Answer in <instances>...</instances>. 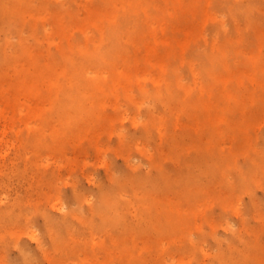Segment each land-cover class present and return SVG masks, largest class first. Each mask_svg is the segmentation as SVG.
Instances as JSON below:
<instances>
[{
	"label": "bare ground",
	"instance_id": "1",
	"mask_svg": "<svg viewBox=\"0 0 264 264\" xmlns=\"http://www.w3.org/2000/svg\"><path fill=\"white\" fill-rule=\"evenodd\" d=\"M10 1L13 3L12 22L17 26L18 35L24 32L22 25L35 24L34 31L39 21L44 37L34 36L32 46L26 43V38L16 44L12 56L22 58V63H13L14 79L0 86V100H4L6 112L13 113V121L24 117L42 119L47 110H51L50 117L53 116L58 126L51 147L55 153L64 154L67 147L77 152L75 149L85 144L84 141L88 147H93L100 134H109V128L116 119H110L104 113L107 105L105 95L119 101L112 105L116 112L124 111L123 105L127 106L125 111L132 107L145 109L149 117H136L133 125L141 128L145 135L152 130L157 131L169 150L175 137L164 132L165 118L175 115H182L180 118L186 120L185 130L191 133V138L197 136L199 129L204 133L212 132L214 137L221 135V129H232L234 141H247L246 146L250 144L248 135L239 134V129L245 132L254 129L255 116L248 115L240 122L239 112L244 113L251 105L258 104L264 117V0H55L56 14L51 18L26 15L35 7L49 6V0ZM9 2L0 1L4 4L0 7V14L8 10H5V5ZM208 25L212 30L206 33L203 28ZM73 29L84 36V42L70 40ZM31 35H35L34 32ZM57 37L62 41L54 42ZM16 45L12 43L13 47ZM4 52L7 55L6 50ZM184 69L190 71V82L183 78ZM142 82H152L154 88L139 87L136 95L140 100H133L131 88ZM50 96L53 100L49 109L29 103ZM22 97L27 101L20 103ZM147 99L152 104L146 103ZM154 108L161 112L160 116L154 113ZM3 113H0V121L7 122L9 116H3ZM196 113L198 117L195 118ZM123 118L127 119L128 115ZM26 125L32 132L39 130L32 122H26ZM9 129L12 130L11 127ZM69 135L76 140L71 143L73 146L63 141ZM259 138L262 151L250 152L255 155L248 159L246 171H243L245 175L230 183L233 188H239L246 178L250 181L264 171V135ZM136 142L138 147L143 144L142 141ZM32 143L37 152L45 147L38 138ZM205 153L208 157H201L196 162L203 160L205 165L211 166L209 157L218 153L219 156L214 158L231 164L239 157V143L236 150L225 147L221 151ZM19 156H24V152ZM145 156L152 160L148 153ZM66 162L70 164L71 160ZM51 164L48 159L41 163L35 160L28 166L26 163L25 168L40 169L44 165L45 170H50L47 168ZM67 166L59 164L51 172L54 176L56 171L61 174ZM128 168L132 172L129 184L145 188L148 196L171 186H160V180L150 176L142 164H130ZM121 187L119 184L114 191L101 186L98 207L109 211L101 216L102 221L109 214L117 219L119 210L126 215L123 206L129 210L128 203L119 204L122 200L129 201ZM73 191L76 202H79L82 194L77 189ZM112 197H116L118 203ZM1 200L7 207L0 215L1 220H8L12 215L17 220L23 219L19 201L6 197ZM156 201L153 196L151 206L156 210L157 218L165 216L167 221H173L171 216L177 205ZM89 206L93 211L90 201ZM65 207L60 201L54 205L59 218L43 215L46 233L53 242H57L63 230L69 228L71 220L83 221L78 209L70 207L66 211ZM150 218L138 217L142 221ZM228 230L231 238L225 243V259H260L259 248L244 243L239 230L232 226ZM40 244L38 241L44 259L49 258V251ZM241 244L244 249H240ZM21 252L23 264L37 262V256L28 253L25 246ZM55 252L63 256L64 249ZM138 252L130 249L131 257L122 264H136L133 259L134 256L140 259ZM49 260L52 259H48L50 263ZM151 261L156 262L150 259L148 264H153Z\"/></svg>",
	"mask_w": 264,
	"mask_h": 264
},
{
	"label": "rangeland",
	"instance_id": "2",
	"mask_svg": "<svg viewBox=\"0 0 264 264\" xmlns=\"http://www.w3.org/2000/svg\"><path fill=\"white\" fill-rule=\"evenodd\" d=\"M0 1L5 3L10 0ZM10 2L5 5V10H8L3 12L5 10L2 9L3 13L0 14V86L14 79L13 63H22V58L12 56L16 44L26 38V43L31 45L34 43V36L39 39L44 37L39 21L34 31L32 28L35 24L22 25L24 32L18 35L17 26L13 23V3ZM3 3H0V7ZM29 13L32 15H28ZM55 14V0H49L47 7H35L26 12L27 16L35 15L40 18H51ZM211 30V25L203 28L206 33ZM33 32L35 35H31ZM71 33L70 40L85 41L84 36L75 29ZM61 41L62 38L59 37L54 39L57 43ZM12 43L16 46L13 47ZM5 56H8L7 59ZM182 73L183 78L190 82V71L184 69ZM139 87L154 88L152 82L134 84L131 88L133 100H140L136 95ZM105 96L107 105L104 113L110 119H116L109 128V134H100L93 147H88V143L84 141L85 144L75 149L77 152L67 147L64 154L55 153L51 148L54 145L53 136L58 129L53 116L50 117L51 110H47L42 119L24 117L13 121V113H7L4 100H0V113L4 111L2 115L9 116L7 122L0 121V215L7 208L1 200L4 197L19 201V211L24 214L21 220H17L14 215L5 221L0 219V264H23L21 248L24 246L28 253L37 256V262L32 264H122L131 257L130 249L139 250L140 259L135 256L133 259L136 264H148L150 259L156 261H151L153 264H264V171L250 181L246 178L244 183L239 182L242 183L239 188H233L230 184L235 178L239 177L240 180L242 174L245 175L243 171H246L248 159L255 155L250 152L262 151V141L259 138L264 135L262 107L255 104L244 113L239 112L240 122L248 115L255 116L254 129L247 132L239 129V134L248 135L250 144L247 146V141L233 140L232 129H221L218 137H214L212 132L204 133L199 129L197 136L191 138V133L185 130L186 120L180 118L182 115L166 116L164 132L175 137L172 149L169 150L157 131L152 130L145 135L141 128L133 125L134 118L149 117L145 109L132 107L130 111H125L127 106L123 105L124 111L116 112L112 105L119 101L111 95ZM52 100L50 96L29 103L49 109ZM26 101L22 97L20 103ZM146 103L152 104V101L147 99ZM153 110L160 116L158 109ZM125 115H128L127 119L123 118ZM194 117H198V114ZM234 120L235 117L233 123L236 122ZM26 122H32L39 130L32 132ZM37 138L45 146L39 152L31 144ZM73 138L71 135L65 136L63 141L71 145L76 141ZM137 140L142 141L141 147L137 146ZM238 143L239 157L231 164L214 158L219 156L218 153L209 157L212 159L211 166L205 165L203 160L196 162L201 157H208L206 151H221L225 147L236 150ZM21 152H24V156L20 157ZM144 153H148L152 160ZM43 159L52 163L47 168L50 170H45L44 165L40 169L26 170V163L27 166L35 160L41 163ZM67 160H71L70 164H67ZM129 163L142 164L150 176L160 180V186H171L148 196L145 188L129 184L128 178L132 173L128 168ZM59 164L68 166L61 174L56 171L54 176L51 171ZM119 184L122 185L123 194L129 199L128 202L121 199L119 204L123 206L128 203L129 210L123 206L127 211L126 215L119 210L117 214L120 218H113L109 214L102 221L101 216L109 211L98 207L100 188L106 186L116 191ZM75 189L82 194L79 202L74 197ZM153 196L160 203L169 201L177 205L171 216L173 221H167L165 216L157 218V212L151 206ZM112 198L118 203L116 197ZM59 201L66 206V211L70 207L78 209L83 221L71 220L69 228L63 230L57 242H53L46 233L43 215L59 218V211L54 208ZM89 201L93 205V211L90 210ZM94 207L98 209L95 210ZM141 216L151 218L142 221L138 219ZM90 219L91 222L88 221ZM229 226L239 230L244 243L254 244L259 248L260 259H225V243L231 238ZM70 238L75 240L70 241ZM38 241L49 251L50 256L46 260L39 250ZM239 247L244 249L242 244ZM62 248L64 253L60 256L55 250ZM149 252H153L152 255ZM48 259H52L49 260L50 263L47 262Z\"/></svg>",
	"mask_w": 264,
	"mask_h": 264
}]
</instances>
